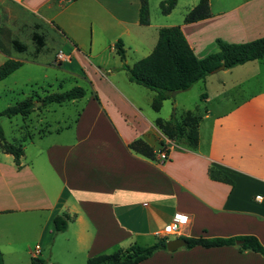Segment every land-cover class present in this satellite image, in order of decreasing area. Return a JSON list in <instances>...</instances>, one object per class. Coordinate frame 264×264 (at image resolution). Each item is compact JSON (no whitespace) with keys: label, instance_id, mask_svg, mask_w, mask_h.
<instances>
[{"label":"crops","instance_id":"1","mask_svg":"<svg viewBox=\"0 0 264 264\" xmlns=\"http://www.w3.org/2000/svg\"><path fill=\"white\" fill-rule=\"evenodd\" d=\"M198 2L182 9L179 19L177 0L168 15L152 22L148 14V24L141 25V0H0V65L21 62L6 78L43 57L44 65L59 67L56 82H70L65 90L59 82L60 91L51 93L85 91L65 102L84 103L73 125L54 130V137L44 131L37 143L29 137L23 141L28 146L19 144V166L0 143V264H30L45 251L50 264H87L163 239L157 233L177 216L181 235L166 241L250 235L264 247V56L211 73L180 92L188 100L198 87L190 105L175 94L158 112L151 106L155 93L122 70L153 51L163 27L179 26L197 59L217 52V39L245 43L264 37L262 5L244 15L248 2L221 0L230 5L222 8L208 0V18L184 23ZM147 4L149 12L150 0ZM118 40L124 61L114 46ZM29 47L28 58L13 55ZM59 51L66 59L56 64ZM51 93L27 98L37 103ZM188 112L199 116L196 146L177 144L159 163L165 136L156 120L182 119ZM135 140L147 144L154 157L129 149ZM210 168L229 182L210 178ZM62 213L70 219L57 234L53 218ZM138 264H264V255L237 245L195 246L158 250Z\"/></svg>","mask_w":264,"mask_h":264},{"label":"trees","instance_id":"2","mask_svg":"<svg viewBox=\"0 0 264 264\" xmlns=\"http://www.w3.org/2000/svg\"><path fill=\"white\" fill-rule=\"evenodd\" d=\"M177 0H163L159 7L163 15H168L176 6ZM147 0H141L139 10V23L148 24ZM210 16L208 0H199L184 17V23H192L206 19ZM218 51L211 53L203 59H197L188 45L179 26L163 27L158 31V39L153 51L145 58L135 62L131 67L123 64L122 70L127 72L131 82L140 85L155 93L152 99V109L155 112L160 110L163 101L171 99L175 94L189 90L195 83L206 76L220 65L224 69H230L247 62L261 59L264 56V37L245 43H226L216 40ZM115 49L120 59L124 61V49L121 40L115 43ZM21 66V62L7 60L0 65V81L14 72ZM85 95L81 87H73L61 93H51L39 99L42 109L50 104H62L72 100L80 99ZM203 97V95H202ZM35 103L26 98L21 102L7 107L0 113V117L12 118L14 116L28 117L35 111ZM199 116L197 113H186L184 118L177 119L174 116L167 121L156 120L157 128L169 140L177 141L178 145L193 148L198 141L197 125ZM0 143L2 150L13 156L14 163L19 166L22 157L21 145H12L5 140L0 126ZM129 149L145 156L153 158L154 154L147 144L142 140H135L129 145ZM210 178L229 182L213 169L208 170ZM69 216L66 213L58 214L53 218L55 233H62L66 230ZM186 241V249L195 246L214 248L222 246H235L239 250H249L264 255V247L254 236H235L231 238H182ZM166 240L142 246L132 244L124 250H119L108 255H100L90 258L87 264H138L149 257L155 251L166 250ZM30 264H47L43 258L32 257ZM54 264V263H52Z\"/></svg>","mask_w":264,"mask_h":264},{"label":"rangeland","instance_id":"3","mask_svg":"<svg viewBox=\"0 0 264 264\" xmlns=\"http://www.w3.org/2000/svg\"><path fill=\"white\" fill-rule=\"evenodd\" d=\"M213 2H216L218 7L224 8L228 7L230 5H223L221 3V0H212ZM193 0H179V6L178 7L179 13H175L174 16H179L180 19V11L182 9H185V7H188L191 5ZM246 2L249 3V5L244 8L245 13L243 11L240 14L246 15V12L250 11L252 12L254 9L264 8V0H236V3L245 4ZM233 3V2H232ZM248 9V10H247ZM255 13V12H254ZM258 13V12H256ZM149 14L152 19V22H156L159 19L163 18L162 13L160 12V7L158 2L156 0H150L149 4ZM178 14V15H177ZM179 20L175 19L174 22H177ZM31 51V47H29V51L24 54H13L18 58H28L29 53ZM3 54H0V60L2 59ZM40 62L38 63H28L26 64L21 70L14 73L12 76L4 79L0 82V113L5 110L7 107L14 105L18 102L23 101L27 97L31 95H35L36 97H42L47 92H58L60 91L58 86L59 82L60 85H62L63 89H68L66 85H68L70 82H63L59 81L61 78V74L58 71L59 67L55 65L46 66L44 65L43 57L39 59ZM28 73V75H25ZM31 77L30 82L26 81L27 77ZM220 79H224V76L219 73L218 77ZM228 79H232V76H227ZM59 79V82H56L55 80ZM49 84H52L50 87ZM257 87V86H254ZM195 91L192 93V95H189L187 97L188 100H185L184 93H177V100H184V102L187 105H190L191 98H194L195 94V100L197 98L198 93V87H194ZM264 89V88H263ZM257 89H254L252 91H256ZM36 100V98L34 99ZM38 103V104H37ZM35 103V108L39 109L42 104L41 102ZM40 103V105H39ZM84 103L83 102H76V103H65L62 105L57 104H51L45 108L42 109L39 115L32 113L29 118H23L22 116H14L12 118H7L5 116L0 117V126L3 131L5 140L12 144V145H19L22 144L23 146L27 143H24L23 141L26 139L28 140L29 137L33 140L34 143H37L41 137V133L43 134L44 131H51V135L54 137V130L56 129H63L66 126L73 125L74 120L77 118V114L79 109L82 107ZM38 105V106H37ZM169 106V105H166ZM193 107V106H192ZM165 108V107H164ZM168 108V107H167ZM165 110V109H164ZM177 113H181L180 110ZM48 134L46 135V137ZM47 140H50V136L47 137ZM174 144L177 145V141L171 140ZM24 143V144H23ZM27 145V144H26ZM28 146V145H27ZM32 151V147H27V154H30ZM175 239L174 237L170 238ZM43 258L47 261V264H50L48 262V253L45 251L43 253Z\"/></svg>","mask_w":264,"mask_h":264},{"label":"built area","instance_id":"4","mask_svg":"<svg viewBox=\"0 0 264 264\" xmlns=\"http://www.w3.org/2000/svg\"><path fill=\"white\" fill-rule=\"evenodd\" d=\"M66 59L62 51L57 52L55 56V63L60 64ZM164 143L162 144V147L157 152V160L159 163H163L168 160L169 157V151L171 148L175 147L176 144H174L171 140L168 138H163ZM180 216H177L168 223L166 226H164L162 232L157 233L161 238H168L170 236H179L181 235V224H180Z\"/></svg>","mask_w":264,"mask_h":264},{"label":"water","instance_id":"5","mask_svg":"<svg viewBox=\"0 0 264 264\" xmlns=\"http://www.w3.org/2000/svg\"><path fill=\"white\" fill-rule=\"evenodd\" d=\"M221 70H224V66L223 65H220L219 67H217L213 71V73L221 71ZM39 105H40V103H39ZM185 246H186V241L184 239H182V238H176V239H173V240H168L165 243L166 250L170 251V252L175 251V250H177L179 248H182V247H185Z\"/></svg>","mask_w":264,"mask_h":264}]
</instances>
